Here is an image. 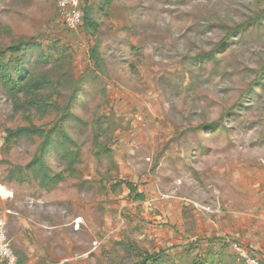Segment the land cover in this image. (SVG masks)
<instances>
[{"label":"rangeland","instance_id":"1","mask_svg":"<svg viewBox=\"0 0 264 264\" xmlns=\"http://www.w3.org/2000/svg\"><path fill=\"white\" fill-rule=\"evenodd\" d=\"M80 2L92 23L69 30L59 0H0V222L20 264H244L231 229L264 209V0ZM61 118L79 147L54 137L64 179L46 189L26 169L43 139L6 130Z\"/></svg>","mask_w":264,"mask_h":264},{"label":"trees","instance_id":"2","mask_svg":"<svg viewBox=\"0 0 264 264\" xmlns=\"http://www.w3.org/2000/svg\"><path fill=\"white\" fill-rule=\"evenodd\" d=\"M92 21L89 18V15L84 14L83 18V25L86 26V28H89L91 25ZM91 58L92 60L97 63L98 60L100 59V52L98 46L94 47L91 51ZM202 58H213V54H208L205 55ZM19 72L16 74L15 77H10L9 79H6L5 77H2V81L9 86V84H14L12 85V92L14 95L13 98H19L18 92L19 88L23 85L19 83L20 80L18 79V76L22 75V71L18 70ZM25 75V74H24ZM24 77V76H23ZM18 81V82H17ZM41 86H43L45 83H40ZM19 103V101H16ZM16 103V104H17ZM63 121L64 118L59 119V121L52 127L51 129L47 130L44 127H39L36 125H30V126H23V127H18L16 129H7L6 130V142L8 144L13 143V141L21 138L22 136H40L43 141L40 144L36 155L34 156L33 160L27 165L26 169L29 170L30 172L33 173L35 178L39 180L40 186L46 189H51L53 185L57 184L58 181H61L64 179L63 173L57 174L56 176H52L49 174V168L47 167L45 163V154L47 150L53 145L54 137L55 136H62V141L61 145L64 147L65 145L67 146L68 144L74 145L75 147H79L78 143L68 134L64 131L63 127ZM55 134V135H54ZM80 151L75 150L72 151V149H67L66 152L62 155V160L67 162V169L71 171V173L78 172L76 164L80 162ZM24 168L18 167L17 170H12L10 171V176H16L15 173H17L16 180L18 182H24L26 179V175L23 171ZM50 181L53 183L52 185L48 184L47 182ZM126 184V187L129 190V196L134 197L137 200H143L145 198L144 193H139L137 187L129 182V181H124ZM159 255H153L151 256L152 261H158L159 260Z\"/></svg>","mask_w":264,"mask_h":264},{"label":"built area","instance_id":"3","mask_svg":"<svg viewBox=\"0 0 264 264\" xmlns=\"http://www.w3.org/2000/svg\"><path fill=\"white\" fill-rule=\"evenodd\" d=\"M60 17L69 30H77L83 25L84 12L80 0H59ZM0 222V258L5 264H20L18 255L6 241ZM230 247L244 264H264L262 251L238 241H231Z\"/></svg>","mask_w":264,"mask_h":264},{"label":"crops","instance_id":"4","mask_svg":"<svg viewBox=\"0 0 264 264\" xmlns=\"http://www.w3.org/2000/svg\"><path fill=\"white\" fill-rule=\"evenodd\" d=\"M254 209L252 212L243 215L242 219H239L236 227L231 229V234L243 245L261 250L264 258V209L261 206Z\"/></svg>","mask_w":264,"mask_h":264}]
</instances>
